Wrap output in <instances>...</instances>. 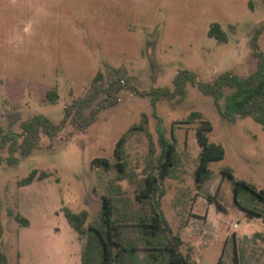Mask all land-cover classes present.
Masks as SVG:
<instances>
[{"label":"rangeland","instance_id":"obj_1","mask_svg":"<svg viewBox=\"0 0 264 264\" xmlns=\"http://www.w3.org/2000/svg\"><path fill=\"white\" fill-rule=\"evenodd\" d=\"M214 22L228 33V42L208 36ZM263 23L264 0H0V133L20 135L21 124L40 114L60 126L53 138L41 134L29 156L12 141L0 146V254L7 264H20L19 252L23 264H81L84 242L63 208L88 210L95 221L103 197L112 201L113 220L124 225V233L139 238L137 217L152 207L137 193L151 173V148L160 154V130L174 144V166L161 178L154 160V175L183 254L194 264H218L221 256L220 264H264V239L256 235L264 234V203L243 191L240 201L249 212L243 210L221 172L231 167L238 180L264 190V128L251 118L228 122L198 86L188 82L179 90L174 84L184 70L203 82L229 71L254 73V36ZM256 44L264 54V33ZM114 69L127 80L118 103L101 108L102 93L87 110L92 123L78 129L65 118V108L94 94L100 71L104 79L97 86L107 87ZM166 88L156 104L146 94ZM51 89L59 92L58 104L46 101ZM193 112L212 123L209 139L225 149L224 158L210 162L213 178L201 187L200 118L191 122ZM33 170L39 172L33 183L20 186ZM43 173L49 177L39 180ZM10 211L30 225H20ZM137 245L145 258V245Z\"/></svg>","mask_w":264,"mask_h":264},{"label":"trees","instance_id":"obj_2","mask_svg":"<svg viewBox=\"0 0 264 264\" xmlns=\"http://www.w3.org/2000/svg\"><path fill=\"white\" fill-rule=\"evenodd\" d=\"M263 33L264 23L255 31L253 48L258 59V69L254 73L243 77L229 71L220 74L213 82H203L197 79L195 73L184 70L178 72L174 84L179 87V90H182L188 82L198 86L203 94L214 98L220 115L228 122L234 123L239 119L251 118L264 128V54L256 44V40ZM208 36L216 39L219 43H226L229 40L228 33L217 22L210 25ZM114 72L116 75L104 89L97 86L104 79L103 73L98 72L93 80L94 94L75 100L72 105L65 108V118H71L72 123L78 129H86L92 123L93 113L87 114V110L93 107L94 102L102 93L106 95V98L101 102V108L112 107L118 103V94L125 88L127 80L120 69H114ZM130 88L132 91L138 92L134 87ZM168 92L169 88L154 89L146 94L152 96L153 102L156 104ZM46 101L50 104H58L60 101L58 90L47 91ZM221 102L223 103L221 104ZM202 116L199 112H193L189 116L192 119L191 122L200 118L197 139L201 152L199 166L196 170V182L199 187L213 178L214 173L209 167L210 162L220 160L225 156L223 145L210 141L208 133L213 129V126L209 120L203 119ZM144 119L145 114L143 121L137 125L141 130H145ZM21 129L20 135L11 132L7 136H2L4 133L2 131L0 133V146L7 145L9 141H12L14 149H20L22 155L29 156L38 148L41 134L53 138L59 132L60 126L53 123L47 116L40 114L23 122ZM21 137L23 143L18 146L17 142ZM125 142L126 136H123L117 143L116 154L119 158L122 156ZM158 144L161 150L160 154L156 156L155 149L151 148V155L154 157L155 154L154 160L161 167L159 177L165 178L170 174L171 167L174 166V144L170 142L165 130H160ZM154 160L149 166L151 173L146 179V186L137 193L141 203L149 202L152 207L151 212L144 211L142 215L137 217L139 220L137 227L140 232V236L137 237L139 238L124 233V225L113 220L112 201L106 197L100 200V210L95 221H89L90 212L88 210L75 212L68 207L63 208L69 224L78 233L79 239L84 242L81 264H194L181 251L182 240L180 236L176 235L162 211L161 199L164 196V190L161 189L159 178L154 175ZM96 161L106 167L109 166L106 159H96ZM3 162L4 159L0 155V165ZM221 172L231 181L235 199L238 200L243 210L249 212V209L240 201V195L243 191L249 192L252 200H259L264 203L263 189H259L245 180H238L234 174V169L231 167H224ZM38 173L37 170H33L19 182L20 186L31 185ZM47 177L49 174L43 173L39 176V180ZM9 214L23 227L30 225V220L22 214H15L13 211H10ZM256 235L264 239V234L257 233ZM139 242H142L145 245L143 249L149 252L145 258H141L138 254L140 248L137 244ZM221 258L218 264H220ZM0 262L7 264L5 257H2L1 254ZM235 264H237V259H235Z\"/></svg>","mask_w":264,"mask_h":264},{"label":"crops","instance_id":"obj_3","mask_svg":"<svg viewBox=\"0 0 264 264\" xmlns=\"http://www.w3.org/2000/svg\"><path fill=\"white\" fill-rule=\"evenodd\" d=\"M19 253L21 254L20 264H23L22 253L21 252H19ZM0 264H1V262H0Z\"/></svg>","mask_w":264,"mask_h":264}]
</instances>
